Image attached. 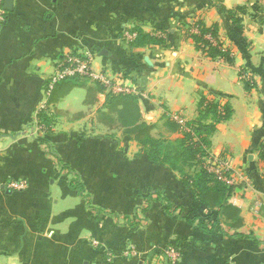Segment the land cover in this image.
Listing matches in <instances>:
<instances>
[{"label":"crops","instance_id":"crops-1","mask_svg":"<svg viewBox=\"0 0 264 264\" xmlns=\"http://www.w3.org/2000/svg\"><path fill=\"white\" fill-rule=\"evenodd\" d=\"M253 1L208 8L211 0H13L7 11L0 0L6 12L0 24V264H172L160 252L154 256V249L164 253L171 245L182 250L173 264H264V19L244 16ZM197 22L217 27L230 61L195 48L189 32ZM138 31L157 42L131 44L127 34L135 39ZM68 54H92L96 70L131 78L140 122L152 126L156 140L184 138L170 114L188 124L207 99L224 103L229 115L216 122L208 144L211 156L231 160L236 181L228 203L236 215L225 218L186 188L183 175L195 172L192 161L182 162L184 170L180 161L177 169L155 165L116 115L104 120L107 96L91 83L67 94L61 85L51 97L48 80ZM244 71L255 78L254 89L241 79ZM44 109L46 135L37 125ZM72 176L96 209L71 190ZM146 198V221L132 230L96 217L133 218ZM165 200L176 207L172 216ZM207 214L220 220L223 233L205 234L186 220ZM129 244L140 250L134 259L121 256Z\"/></svg>","mask_w":264,"mask_h":264},{"label":"trees","instance_id":"trees-1","mask_svg":"<svg viewBox=\"0 0 264 264\" xmlns=\"http://www.w3.org/2000/svg\"><path fill=\"white\" fill-rule=\"evenodd\" d=\"M193 28L199 29L200 35L190 34L193 41L195 42L196 49L202 51L208 58L218 59L224 58L227 61H230L229 52L222 51L224 46L223 42L218 40V29L216 26L208 27L203 22H197L194 24ZM137 36L135 40L131 43L133 45H143L146 43H151L153 41L157 42V39L150 37L147 34L142 32H136ZM207 35H212L213 38L217 40V45L214 46L209 40L205 37ZM64 57V56H63ZM62 57V58H63ZM89 82L87 79L80 77H73L67 80H64L57 85L50 92L52 97L53 92L61 87L64 94L69 93L74 87L83 85L84 83ZM91 83V82H89ZM99 92H103V88L98 84L91 83ZM247 87L250 88L247 84ZM48 90V88H47ZM90 91V90H89ZM136 96H111L107 95V110L108 112L102 114L104 120L113 122L114 119L111 115H116L117 121L121 127L127 129L129 135L133 136L137 141H139L144 147L148 150V156L150 161L155 165H165L171 164L172 168H176V163L182 161L187 163L192 161V166L195 168L196 172L192 175H183V183L186 188L192 191V194L196 197V200L203 204L207 208H218L219 211L225 216V218H233L234 214L236 215V208L228 203V198L232 195L233 189L225 185L224 183L218 181L214 175L207 172L204 168L203 157L206 156L207 151L210 150L208 135L214 131L216 122L226 119L229 115L228 107L225 108V114L221 115L217 110V102L212 104L204 105L201 104L200 116L194 122L188 123L192 127V133L198 138L197 141L193 140L192 134H185L184 138L177 143L165 142L161 140H156L151 136L152 126L147 125L146 123L140 122L141 113L139 106L136 103ZM203 103V102H202ZM48 110L44 109L38 117L37 125L43 129V132L48 133L50 130L49 121H48ZM214 117L215 121L213 123H207L205 121L206 117ZM45 137V136H43ZM44 147H48L47 142L40 140ZM46 142V143H45ZM48 149V148H47ZM262 159H264V148L262 149ZM63 170L69 173V166L63 165ZM70 174H73L70 172ZM71 190L78 193L82 198L85 199L87 206L91 209H96L92 205V202L89 198V195L84 189V185L80 182L77 176H72V179L69 182ZM150 198H146V203L150 206ZM167 204L166 210L167 215L172 216L176 210V207L168 200H165ZM171 209H174L172 212ZM147 209H144L143 212H146ZM142 212V213H143ZM141 213V212H139ZM139 213L137 215H139ZM127 225L133 228L140 222L131 223V218L127 217ZM186 220L191 225L196 226L205 234H214L215 232H224L222 231L220 220L217 217L212 215H202V216H193L186 217ZM175 248L179 246L174 245Z\"/></svg>","mask_w":264,"mask_h":264},{"label":"built area","instance_id":"built-area-1","mask_svg":"<svg viewBox=\"0 0 264 264\" xmlns=\"http://www.w3.org/2000/svg\"><path fill=\"white\" fill-rule=\"evenodd\" d=\"M6 19V12L0 2V24ZM134 36L129 37L131 41ZM207 40L211 43L214 42L213 37L208 35ZM222 51L224 49L222 48ZM80 77L87 79L93 84H98L103 88V94L111 96H138L139 90L134 84L131 78L126 76L113 77L108 75L105 71L96 70L94 67V57L92 54L79 55L68 54L59 59L55 65V68L48 80V94L58 83L73 77ZM241 79L243 82H247L248 86H252L253 82L250 80L247 74H242ZM212 99H207L205 105L212 104ZM218 113L225 114L224 103H217ZM173 123L178 125L180 130L185 134H192L193 140L197 141V137L192 133V127L187 124L181 114H172L171 119ZM41 129V127L39 126ZM204 168L208 173L215 176V178L229 187H233L236 181L235 176L232 173L231 160L223 157H213L210 154V150L207 151L206 156L203 157ZM12 186L18 189H24L25 184L13 183ZM174 256V255H173ZM175 258V256H174ZM176 259V258H175Z\"/></svg>","mask_w":264,"mask_h":264},{"label":"rangeland","instance_id":"rangeland-1","mask_svg":"<svg viewBox=\"0 0 264 264\" xmlns=\"http://www.w3.org/2000/svg\"><path fill=\"white\" fill-rule=\"evenodd\" d=\"M222 1L223 0H211V3L208 5L209 7L208 8H212V7H217V8H219V6L221 5V3H222ZM255 1V2H254ZM253 2V4H251L250 6H252V7H254V8H251V10H249L248 9V12H246V14H244V16H246L247 14L249 15L250 14V16H251V14H252V17L256 20V21H263V19H264V0H254ZM246 7H248V6H246ZM193 28V27H192ZM189 34H197V35H200V32H199V29H196V28H193L190 32H189ZM135 34L133 33H131V32H129V34H127V38L129 39V37H131V36H134ZM189 35L187 34V37H188ZM211 37H213L212 35H210ZM206 39L208 38V35L205 37ZM188 39V38H187ZM189 39H191L192 41H193V39H192V37H190L189 36ZM135 39L133 38L132 40H131V42H133ZM213 40H214V42H212V44L214 45V46H216L217 45V40L215 39V38H213ZM218 40H220L219 39V36H218ZM221 41V40H220ZM222 42V41H221ZM193 43H194V46H195V42L193 41ZM195 48H196V46H195ZM223 49H224V52H229V51H227V49L225 48V46H223ZM199 51V50H198ZM202 54H204L202 51H200ZM205 55V54H204ZM206 56V55H205ZM229 57H232V55H231V53L229 52ZM219 59V58H218ZM220 59H222V58H220ZM57 63V62H56ZM247 74V76H249V78H250V80H252V82H253V88H251L252 86L250 85L249 87L251 88V89H254L255 88V86H256V80H255V78L252 76V75H250L249 73H247V72H242V74ZM242 74H241V76H242ZM125 77V76H124ZM126 78H129V77H127L126 76ZM87 83H89V82H87ZM245 84H247V82H244ZM90 84V83H89ZM171 116H172V114H170V116H169V119H171ZM39 128V127H38ZM40 129V128H39ZM38 129V130H39ZM41 131H43V129H40ZM179 162V161H178ZM179 167H181L180 169H182V170H184V168H185V166L182 164V161H180V163H179ZM181 170V171H182ZM195 172H196V170H195ZM194 174V173H193ZM13 184V183H12ZM11 184V185H12ZM83 185H84V183H82ZM8 186V188L11 186L10 184H7ZM13 187V186H12ZM11 187V188H12ZM14 188V187H13ZM15 189H18V188H15ZM20 190H22V189H20ZM86 191V190H85ZM86 193H87V191H86ZM88 194V193H87ZM92 205H93V203H92ZM94 206V205H93ZM100 210H102V209H104V207H99V206H97ZM135 207H136V209H138V211L139 210H141L140 212L141 213H139V215H135L133 218H132V216H129V218H132V220H131V223H135V222H140V224L142 223V224H144V221H146V215L145 214H143L142 212H143V210L144 209H147V207H149V204L148 203H143V201L142 202H138L136 205H135ZM147 211V210H146ZM92 212H95L96 213V211H93L92 210ZM138 214V213H137ZM96 217H99V218H101V220H104V218L105 217H111V219L113 220H115L116 222H117V224H118V226L119 227H122V228H127V229H129L130 227H129V225H127V215H115V216H113V215H108V214H106V215H103V214H100V215H97ZM141 224V225H142ZM131 230H132V228H130ZM162 249V248H161ZM164 249V248H163ZM166 250L164 251V250H162V251H164V253H161V251H160V248H156V249H154L156 252L154 253V256H157L158 258L160 257V256H163V257H165V258H168V259H171V263L173 264V263H175V262H177L179 259H180V257H181V255H182V250H181V248L180 247H178V248H175L174 247V245H171V246H169V247H167V248H165ZM153 250V251H154ZM159 252H160V256H159ZM139 253H140V250L139 249H137L135 246H133L132 244H129V245H127L126 247H124L123 248V250H122V252H121V256H123L124 258H126V259H134L136 256H138L139 255ZM106 257H107V259H112V256L111 255H113L112 254V252H108V250L106 251ZM175 256V258H174V256Z\"/></svg>","mask_w":264,"mask_h":264},{"label":"water","instance_id":"water-1","mask_svg":"<svg viewBox=\"0 0 264 264\" xmlns=\"http://www.w3.org/2000/svg\"><path fill=\"white\" fill-rule=\"evenodd\" d=\"M5 10L12 11L13 10V0H5Z\"/></svg>","mask_w":264,"mask_h":264}]
</instances>
